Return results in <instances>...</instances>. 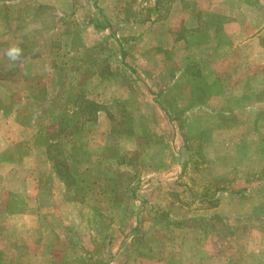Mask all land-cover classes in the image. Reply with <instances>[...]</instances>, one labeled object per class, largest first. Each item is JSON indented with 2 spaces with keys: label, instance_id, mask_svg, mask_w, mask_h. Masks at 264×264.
Segmentation results:
<instances>
[{
  "label": "rangeland",
  "instance_id": "obj_1",
  "mask_svg": "<svg viewBox=\"0 0 264 264\" xmlns=\"http://www.w3.org/2000/svg\"><path fill=\"white\" fill-rule=\"evenodd\" d=\"M208 1L216 2L215 8L221 14H238L233 0ZM221 2L224 4L220 5ZM179 4L191 8L192 15H197L200 22L222 20L221 15H214L211 19L208 13L201 9L196 11L193 4L184 0H16V7L9 14L15 22L5 25L0 18V76L5 77V81L0 82V104L5 94L13 100L7 104L8 107L13 108L19 102L16 99H19L21 90L26 89L17 85V78L22 81L21 74L30 82L37 81L38 85L31 89L39 103L36 101L30 107L38 105L37 124L33 125L41 127L30 143L48 142L49 136L53 135L58 141L51 146V154L60 163L65 150L62 148L65 140L61 137L62 132L73 133L76 135L73 138H80V130L88 123L87 128L91 129L94 137L90 141L92 135L87 140V164L102 156L104 175L111 178L110 183L104 185L108 188L105 189L106 197L103 196L108 198L110 191L111 202L103 198L100 201L106 204L104 210L110 208L112 215H109L110 210L102 213V226L96 230L95 246L89 244L88 238L85 240L86 247L79 254L86 257L85 264H93L94 259L109 264V259L114 257L119 258V264H141L136 262L141 260V255L154 259L157 255L175 253L169 245L173 239H192L201 244L206 237L212 242H223L214 246L209 241V247L204 243L201 247L183 245V248H175L176 252L209 256V262L203 261L202 264H211L210 254L218 259L223 253L226 257L219 261L215 259L213 263L264 264V183L260 182L264 181V134L258 140L257 150L253 149L257 143L250 136L253 133L243 135L241 140V135L233 133L237 129L227 134L232 133L230 143L215 142L216 134L209 136L208 128L203 126L211 122L215 131L221 120L218 123L216 117L208 113H204L201 120L189 119L191 108L197 103L205 104L204 89L209 85L205 77L206 60L192 62L189 59L192 55L188 53L187 56L183 47L174 54L167 52L159 60L154 52L157 51L155 41L161 42V33L171 30L174 22L170 18L165 22H149L151 18H154L152 21L164 19L171 9L177 12ZM245 9L246 15L254 14L253 7ZM16 24L22 26L19 30L25 34L21 41L25 52L21 54L29 51L33 57L27 60L33 76L23 69L19 75L7 71L12 60L6 56L9 48L2 44L5 42L2 40L8 39L3 38L7 37L6 32L12 33V26ZM219 27L217 24V33ZM208 31L209 25L201 24L197 31L177 29L175 34L188 38L194 34L195 40L199 41L208 37ZM14 36L15 32L11 35L10 44L17 46ZM216 38L221 45L227 44L221 33ZM141 40L142 45L153 44V48L146 50L149 52L145 56L150 58L148 62H142ZM128 46L130 50L126 55ZM238 56L235 60L241 62ZM178 68L188 71L178 73ZM192 74L197 89L194 91L195 101L191 103L189 97L182 94ZM91 78L100 80L97 86L93 85L94 88L89 87ZM149 82H152L153 90ZM179 95L184 101L180 102ZM89 99L96 100V103L91 105ZM156 103L164 107L159 109ZM102 106L110 107L108 113L113 121V133L110 135L97 133L100 129H95V125L90 123L95 121L93 118ZM22 111L24 113L19 111L17 114L19 127L7 131L13 136L21 134L20 126L33 122L27 116L30 113L26 109ZM262 116L263 112L260 113ZM167 121L176 130V142L170 141L167 133L164 139V134L152 131L164 130ZM244 121L249 123L247 128L251 132L252 119ZM225 122L231 123L232 120ZM136 131L141 142L149 143L134 145L126 139L119 140L123 135ZM219 135L223 140L227 137ZM6 137L12 138L10 135ZM238 140L241 142L236 154L235 143ZM24 143H18L19 150ZM94 150L95 153L92 152ZM69 153L74 156V162L84 161V154L78 148L69 149ZM117 162L125 163L124 170L116 167ZM59 165L66 173L64 166ZM80 166H84L83 162ZM71 167L76 170L74 164ZM157 167L167 172L173 170L176 174L159 184L147 181L154 176L152 170ZM67 171L71 180L74 175L68 168ZM12 174L16 172L3 175L7 178L8 187L13 184ZM69 187L73 193H80L79 188L72 184ZM132 191L136 200L129 199ZM214 204L218 209L210 211ZM125 207L129 210L134 208L133 212L138 213L116 212ZM207 230L209 236H206ZM65 254L68 257V253ZM243 259L245 263L241 262ZM69 261L74 263L71 258Z\"/></svg>",
  "mask_w": 264,
  "mask_h": 264
},
{
  "label": "crops",
  "instance_id": "obj_2",
  "mask_svg": "<svg viewBox=\"0 0 264 264\" xmlns=\"http://www.w3.org/2000/svg\"><path fill=\"white\" fill-rule=\"evenodd\" d=\"M184 1L193 4L196 7V11L201 9L203 13H208L211 19H213L212 16L214 15H221L222 20H211L210 23L209 21L200 22V18L197 15H192L191 8L187 9V5L179 4V10L174 12L171 9L164 19L152 21L154 18H151L149 20V22H165L170 18L174 22V25H171V30L161 33V42L155 41L156 46L154 47H156L157 51L154 52L158 54L160 60L161 56H165L167 52L174 54L179 52L180 47H183L187 56L189 55L188 53L192 55L191 58L189 57L192 62L206 60L205 77L209 81V85L207 84L208 86L204 89L206 91L205 104L197 103L195 107L191 108L192 112L189 119L198 118L201 120L202 115L208 113L209 116L216 117L218 123L221 120L220 126L215 131L211 122L203 126L205 129L208 128L209 136L216 134L215 142L225 141V143H230L232 133L230 135L227 134L233 129H237L233 133L241 135V140L243 135L253 133L250 136L257 140L253 149L257 150V146L260 145L258 140L264 134V116L260 117V113H264V0H233L238 9V14L233 16L221 14V11L215 8L216 2L210 3L209 1L206 2V0ZM219 4L223 5L224 2ZM15 7L16 0H0V18L5 25H9L12 21L15 22L14 17L12 18L9 15ZM252 7L255 9L254 14L251 16L246 15L245 8ZM216 23L220 24L218 33ZM201 24L209 25L208 37L205 40H195L196 35L194 34H191L190 38L188 36L180 37L175 34L177 29L197 31ZM12 27V33L6 32L5 35L7 37L3 39H8L2 40L5 41L2 44H5L7 48L12 47L13 43L10 44L11 35L15 32V43L21 49V53H23L25 50L21 47V41L25 34L22 32L23 30H19L22 26L19 27L16 24V26ZM151 33H154V31ZM220 33L227 40L226 45H221L217 41L216 37ZM188 39L190 40L189 43L193 45H187L189 44ZM140 46L141 52L143 51L142 62H148L150 58L145 57L149 54L146 50L153 48V44L145 46L144 44L142 45L141 40ZM129 50L128 46L126 55ZM26 52L21 54L23 57L17 61H11V66L7 70L10 74H18L21 69L26 73H30L27 60L33 57L31 58L29 51ZM236 56L240 57L241 62L235 60ZM0 71H2L1 65ZM182 71L187 72L188 70L186 68L177 69L178 73ZM30 74V76L34 75V73ZM194 77L192 74L191 81L189 84L184 85L185 91H183V94L181 93L185 98L189 97L191 103L195 101L194 91L197 89V84L193 80ZM3 78L5 77L0 76V82L5 81ZM21 78V82L17 78V85L26 89H22L19 99H16L19 102L15 103L13 108L8 107L7 104L9 102L12 103L13 100L11 101L10 95L5 94L0 104L2 105L0 108V264H70V258L74 262L73 264H85L84 259L86 257L79 256L80 250L82 251L86 247L85 240L87 238L92 247L96 245V230L102 226V213H107L110 210V208L109 210H104L103 208H106V204L100 200L103 198L107 202H111L110 191L108 192L109 197L104 198L106 197L105 189L108 188L104 185L107 186L111 178H106L104 175L101 166L104 161L102 156H99L97 160L89 161L87 164L86 153L89 150L86 144L88 143L87 140L93 135L91 134V129L87 128L88 123H85L80 130L78 135V137L81 136L80 138H73L76 137L73 133L62 132L61 137L65 139L62 144V148L65 149L63 152L65 160L62 157V162L60 163L51 154V146L58 141L53 135L49 136L48 142H40L37 145L30 143L37 136L41 127L33 125V123L37 124L38 105L36 107L33 106L35 107L34 110H32L33 107H30V104L38 101L31 89L33 88L32 86L38 84L37 81L30 82L22 74ZM99 83V79L91 78L89 87L94 88L93 85L97 86ZM149 83L150 89L153 90L152 82ZM178 97L180 102L184 101L181 95ZM89 101L96 103L94 99H89ZM99 102L97 101V103ZM156 104L159 109L160 106L161 108L164 107L161 103ZM109 108L107 106L99 108L96 117L93 118H96L95 121L90 122L95 125V129H100L96 131L99 134L110 135L113 133V121L108 113ZM23 109L30 113V115L26 114L31 120L33 119V122L31 125L20 126L21 134L13 136L7 131L13 127H19L17 114L19 111L24 113ZM190 110L187 111V114L190 113ZM161 111L164 113L162 109ZM152 114L154 115L153 111ZM247 118L252 119L253 127L251 132L247 128L249 123L244 121ZM228 120H232V122L226 123L225 121ZM167 123V128H164V130L156 131L153 129L152 131L158 133V135L164 134V139L167 133L170 136V141L176 142V130L169 121ZM7 125H11V127L7 128ZM129 134H121L123 138L121 137L119 140L126 139L127 142L134 145L149 143L141 142L137 131L131 135ZM219 134L227 135L226 139L219 138ZM6 135H10L12 138L9 139ZM93 137L94 135L90 138V141ZM241 140L235 143L236 154ZM20 141L25 143L20 146L19 150L18 143H21ZM98 145L103 146L101 143ZM104 145V147L107 146L106 144ZM72 148H78L80 152L82 151V155L84 154V161L82 160L84 166H80L82 162L79 164L74 162V156L69 153V149ZM245 148L248 149L247 147ZM92 152L95 153L96 151ZM59 164L64 166L66 173L62 172ZM73 164L76 167L74 171L71 167ZM124 164L117 162L116 167L124 170ZM67 168L74 175L71 180L65 176V174H69ZM152 171L154 176L147 178V181L156 184L162 183L171 175L176 174L173 170H168L167 172L165 169H159V167L154 168ZM14 172L16 174L11 175L13 184L8 187L7 178H4L3 175ZM260 182L264 183V181ZM70 184L79 188L80 193H73L69 187ZM132 193L134 192H131L129 199H135ZM148 198L150 197L148 196ZM214 208L216 209L217 206H211L209 209L213 211ZM133 210L134 208L129 210L125 207L124 209H117L116 212L119 211L122 214L138 213V211L133 212ZM109 215H112L111 210ZM107 224L111 225L109 222ZM206 236H209L208 233ZM171 241L172 243L169 245L173 247L175 253L157 255L154 259L141 255V260L136 262H141V264H202L203 261L209 262V256L207 258L198 255H181L178 251L176 252L175 248H183V245L201 247L202 243L207 244L209 247V241L214 246L223 242V240L212 242L208 237L202 240L201 244L192 239L185 240V238L183 240L176 238ZM184 242L185 244H183ZM65 253H68V257L65 256ZM215 256L210 254L211 264H215L213 263L216 259ZM223 256L226 257L223 253V255L218 256L216 261L223 259ZM118 259L117 257L110 258L109 264H119ZM241 262L245 263V259L241 260ZM94 263L102 264V260L96 261L94 259ZM216 264L218 263L216 262Z\"/></svg>",
  "mask_w": 264,
  "mask_h": 264
},
{
  "label": "clouds",
  "instance_id": "obj_3",
  "mask_svg": "<svg viewBox=\"0 0 264 264\" xmlns=\"http://www.w3.org/2000/svg\"><path fill=\"white\" fill-rule=\"evenodd\" d=\"M5 54L10 60L17 61L21 56V49L17 46H12L6 50Z\"/></svg>",
  "mask_w": 264,
  "mask_h": 264
},
{
  "label": "trees",
  "instance_id": "obj_4",
  "mask_svg": "<svg viewBox=\"0 0 264 264\" xmlns=\"http://www.w3.org/2000/svg\"><path fill=\"white\" fill-rule=\"evenodd\" d=\"M90 104L92 105V102H90ZM65 176H66V177H67V176L69 177V174H65ZM68 177H67V178H68ZM215 205H216V204H214V205H212V206H215Z\"/></svg>",
  "mask_w": 264,
  "mask_h": 264
}]
</instances>
